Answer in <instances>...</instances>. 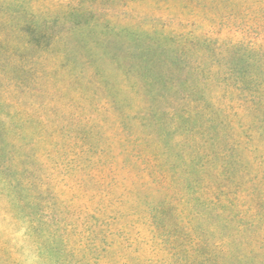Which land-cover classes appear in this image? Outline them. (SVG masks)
Here are the masks:
<instances>
[{"label": "clouds", "instance_id": "1", "mask_svg": "<svg viewBox=\"0 0 264 264\" xmlns=\"http://www.w3.org/2000/svg\"><path fill=\"white\" fill-rule=\"evenodd\" d=\"M0 264H264V0H0Z\"/></svg>", "mask_w": 264, "mask_h": 264}]
</instances>
